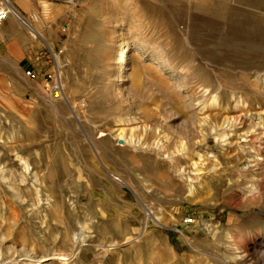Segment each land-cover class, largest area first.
<instances>
[{
    "label": "rangeland",
    "instance_id": "374dc122",
    "mask_svg": "<svg viewBox=\"0 0 264 264\" xmlns=\"http://www.w3.org/2000/svg\"><path fill=\"white\" fill-rule=\"evenodd\" d=\"M56 2L0 60V264H264V0Z\"/></svg>",
    "mask_w": 264,
    "mask_h": 264
},
{
    "label": "crops",
    "instance_id": "0c3cea01",
    "mask_svg": "<svg viewBox=\"0 0 264 264\" xmlns=\"http://www.w3.org/2000/svg\"><path fill=\"white\" fill-rule=\"evenodd\" d=\"M48 1L52 3V7L55 10H65L66 6L64 4H60L56 0ZM13 4L20 13L27 9L30 15L34 13V9L38 8L35 0H14ZM23 21L10 16L0 22V30H5L4 32H0V58H2L0 60L2 62L12 61L19 68L29 70L38 64L36 61L38 50L35 39L28 36L24 28L30 30L33 35L39 34V30L29 17H23Z\"/></svg>",
    "mask_w": 264,
    "mask_h": 264
},
{
    "label": "built area",
    "instance_id": "2783aa9c",
    "mask_svg": "<svg viewBox=\"0 0 264 264\" xmlns=\"http://www.w3.org/2000/svg\"><path fill=\"white\" fill-rule=\"evenodd\" d=\"M10 16L23 20L20 11L14 6L12 0H0V22L6 20ZM23 23L25 22L23 21ZM28 74L35 77L31 71H28ZM47 80L49 81L48 90L50 95L56 98L62 97V80L58 70L55 69L54 72L48 73ZM185 222L192 223L194 222V219L189 216L185 218Z\"/></svg>",
    "mask_w": 264,
    "mask_h": 264
},
{
    "label": "bare ground",
    "instance_id": "6f19581e",
    "mask_svg": "<svg viewBox=\"0 0 264 264\" xmlns=\"http://www.w3.org/2000/svg\"><path fill=\"white\" fill-rule=\"evenodd\" d=\"M23 21V20H22ZM127 52H128V49H125L122 51V53L120 54L121 55V59L118 61V64H119V68L120 69H123L125 68L127 65H128V57H127ZM128 76L127 73H123L122 75V80H125ZM126 184V183H125ZM251 194H254V193H251ZM139 196V195H138ZM141 201V200H140ZM142 202V201H141ZM144 204V203H143ZM144 206L146 207V212L148 215H151L153 213V209H152V206L150 205H147V204H144ZM75 239L76 241H78L80 239V235L76 234L75 235ZM53 258H57L59 260H65V257L63 255H57V256H54ZM1 262V260H0ZM1 264H4V263H1Z\"/></svg>",
    "mask_w": 264,
    "mask_h": 264
}]
</instances>
